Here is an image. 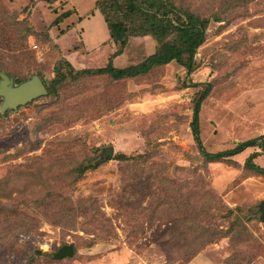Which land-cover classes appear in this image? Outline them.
Segmentation results:
<instances>
[{
  "label": "rangeland",
  "instance_id": "374dc122",
  "mask_svg": "<svg viewBox=\"0 0 264 264\" xmlns=\"http://www.w3.org/2000/svg\"><path fill=\"white\" fill-rule=\"evenodd\" d=\"M173 1L211 20L194 72L174 61L114 80L76 78L64 61L103 67L115 51L86 49L87 31L106 35L96 0H0V71L57 90L0 111V264H264V175L246 166L259 151L264 168V150L211 162L192 126L210 88L197 118L207 152L264 135V0ZM156 46L130 38L121 66Z\"/></svg>",
  "mask_w": 264,
  "mask_h": 264
},
{
  "label": "trees",
  "instance_id": "16d2710c",
  "mask_svg": "<svg viewBox=\"0 0 264 264\" xmlns=\"http://www.w3.org/2000/svg\"><path fill=\"white\" fill-rule=\"evenodd\" d=\"M95 5L107 23L110 40L115 46V51L110 55L106 66L97 68L76 69L65 58V64L70 67V72L75 73L73 74L74 77L108 75L114 80L132 79L147 75L153 69L174 61L182 65L187 70L188 75L196 69V55L198 49L206 41L210 18L196 14L187 7L178 6L173 0H97ZM70 15L71 12L68 11L55 21L58 23ZM146 36H151L157 43L152 54L138 64L123 67L115 66V58L125 53L130 38ZM57 74H61L60 67L57 68ZM64 77L65 75L62 74L61 78L52 80L54 86H57L55 84ZM47 89L50 94L57 91L56 88L51 89L50 86ZM209 93L210 88L206 89L196 101L194 106L196 120L192 123L194 137L203 157L211 162H220L231 159V157L243 153L250 147L264 150V135L239 142L233 148L222 152L209 153L205 150L197 118L201 104ZM260 154L259 151L252 154L247 159L246 166L258 174L264 175V168L254 162V159ZM124 157L123 154L118 159Z\"/></svg>",
  "mask_w": 264,
  "mask_h": 264
},
{
  "label": "water",
  "instance_id": "95a60500",
  "mask_svg": "<svg viewBox=\"0 0 264 264\" xmlns=\"http://www.w3.org/2000/svg\"><path fill=\"white\" fill-rule=\"evenodd\" d=\"M48 89L43 79L38 74L31 75L30 78L18 84L14 82V77L0 71V97L3 99L0 111L4 113L7 109H17L21 105H26L34 99L47 95ZM114 148L108 147L105 152L109 159L114 155ZM262 219L264 220V202L261 204ZM74 246L72 244L61 247L54 254L56 259L72 257Z\"/></svg>",
  "mask_w": 264,
  "mask_h": 264
},
{
  "label": "crops",
  "instance_id": "0c3cea01",
  "mask_svg": "<svg viewBox=\"0 0 264 264\" xmlns=\"http://www.w3.org/2000/svg\"><path fill=\"white\" fill-rule=\"evenodd\" d=\"M97 1V0H96ZM95 14L91 17V20H93L94 22H93V25L95 26H103V28L105 29V31H106V35H104V38H102V36H99V35H97V36H99V37H97V36H95V34L93 35V37H92V39L91 38H88L89 36H87L89 33H90V35L92 34V32H89V31H87L86 33H85V36H84V39H85V44H87V46H86V49H88V50H94V48H100L99 46H100V44H102V42L104 41V39H108V41H111L110 40V34H109V30H108V27H107V23L105 22V19H104V17H103V15H102V13L98 10V9H96L95 11ZM80 18H81V16H80ZM89 21H90V19H83V21H81V23L79 24V25H81V26H83V27H85L86 25H88V23H89ZM102 39V40H101ZM91 45V46H90ZM114 46V45H113ZM115 47V46H114ZM111 50L113 51V48L111 47ZM109 53V52H108ZM113 53V52H112ZM111 53V54H112ZM110 54V55H111ZM124 55V54H123ZM123 55H120V56H118V57H116L115 58V60H114V64H115V66H117V67H123V66H121V63H120V59H121V57L123 56ZM107 56H109L108 54H107ZM67 59L71 62V60H70V55L68 56L67 55ZM110 57V56H109ZM93 59V58H92ZM108 60H109V58H108ZM104 67V66H103ZM82 69H84V68H82Z\"/></svg>",
  "mask_w": 264,
  "mask_h": 264
}]
</instances>
